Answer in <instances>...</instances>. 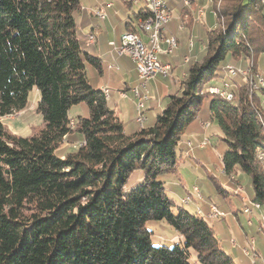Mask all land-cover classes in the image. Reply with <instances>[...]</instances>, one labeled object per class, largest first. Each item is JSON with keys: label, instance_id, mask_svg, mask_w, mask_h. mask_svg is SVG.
Wrapping results in <instances>:
<instances>
[{"label": "trees", "instance_id": "trees-1", "mask_svg": "<svg viewBox=\"0 0 264 264\" xmlns=\"http://www.w3.org/2000/svg\"><path fill=\"white\" fill-rule=\"evenodd\" d=\"M220 3L209 12L218 27L205 35L201 59L187 62L181 87L150 123L126 132L88 76V66L101 69L83 32L96 16L80 0H0V119L22 110L33 86L43 119L28 136L0 120V264H238L205 217L172 210L158 179L178 170L180 141L195 140L199 119H209L226 144L222 177L246 174L247 197L264 209V88L250 90L240 75L228 79L236 87L228 95L202 93L227 63L256 57L262 69L264 8ZM143 5L134 19L149 14ZM134 23L126 30L137 32ZM72 136L79 144L61 154ZM162 219L179 242L151 243L145 222Z\"/></svg>", "mask_w": 264, "mask_h": 264}, {"label": "rangeland", "instance_id": "rangeland-1", "mask_svg": "<svg viewBox=\"0 0 264 264\" xmlns=\"http://www.w3.org/2000/svg\"><path fill=\"white\" fill-rule=\"evenodd\" d=\"M185 1L188 2L187 5L183 3V0H178V4L176 6H180V7L183 6L181 10V17L184 18V20L186 21L188 20L190 22L189 24L195 25V27H197V32H200V34L202 32L203 36L205 37V35H207V33H209L213 28L218 27V25L213 22L214 20L212 18H211L212 22H209V12H211L215 17V14L213 12V9H211V7L220 9L222 5V3H220V0L217 1L203 0V2H198V3L193 2L191 7H185L190 4L189 0H184V2ZM207 5L210 8L206 7ZM199 9H202L203 11L202 16H198ZM206 11H208V13H206ZM170 13H171V9H170ZM178 25L179 23L177 22L175 26L178 27ZM139 32L140 30L138 29L137 33L139 34ZM90 35L93 36V40H92L93 42L91 43L93 44L95 38L93 34ZM163 35H164V31H163ZM178 38H179V45L177 49H175L177 46V40H176V45L173 46V51L175 50L173 54H175L176 57H180V56L182 57L186 52L185 56H189L187 60H185L186 63L190 60L197 62L198 60L201 59L202 55L206 51L205 41H201L200 43V41L198 40L199 41L198 45H200V48L197 45L198 47L196 46V48L198 51L195 53L191 49L190 52H187L189 49V43L187 40L186 41L184 40V37L178 35ZM168 40H167V44H168ZM195 42H196L195 38H192L190 40V43H192V45ZM192 47H193L192 49H194L195 44ZM228 65L229 66L232 65L234 68L243 70V72H245L244 73L245 75H241V76L250 90L255 88H264V85H260V79H259L262 78V84H263L264 64L261 66L262 69L259 70L257 68L256 57H249L248 59L246 58L242 60L239 65H233L227 63L225 64V68ZM183 69L187 71L188 65L184 64ZM168 74H169L168 76H170L171 74L170 66L168 69ZM131 75L132 74H129V77L127 78V81L130 84L132 83ZM237 76L240 75L237 74L232 75L229 72H227V70H225L224 76L222 78L219 77L216 80H211L212 85L202 88V93L209 94L211 93L209 91L210 89H216L219 91L223 90L225 94L224 93L222 94L214 93V94H220V96L228 95L230 89L235 90L236 88L234 84H231L229 80L231 77L233 78ZM174 77L176 79L177 78L180 79L181 71L177 70L176 73L174 74ZM169 78H171V76L168 77V80H164L163 78L160 77L155 79L153 77L147 81L148 94L153 98H158L157 101L159 104L157 107H152L145 110V116L146 118H148L145 121V125L149 123L151 118L155 117V115L164 107L166 103L167 98L159 96L160 94H163L165 89V84H167L170 91H173L175 84ZM181 80H179L178 83L176 84L178 89L182 85ZM224 80H228V81H224ZM125 97H126V92H125ZM39 98H40V93L37 87L33 86L27 93L26 105L22 110L1 117L0 120L3 123V125L7 128V130L20 136H28L32 133L34 129L43 125L42 115L37 110V103L39 101ZM113 99L112 101L108 102V106L116 112L118 118L120 119L124 127V130L126 132H132L135 129H137L138 126L141 127L140 125H137V122L135 120L137 116V113L135 111V102L131 98L130 94H128L127 98L116 97L114 100ZM113 101H115V103ZM79 112L80 110L78 109V105H74L70 108V115L72 116L77 115ZM203 122H208L209 125L205 127L203 125ZM198 124H199L200 132L198 136H195V140L185 139L180 141V144L186 147H182L184 148V150L179 155L178 170L175 173L160 175L158 179L163 181V185L165 187L166 193L168 194L170 199L174 202V206L172 210L175 211L177 206H182L184 209L188 210L189 212H196V214L204 216L208 224L214 228L217 239L220 242V245L222 246L225 252H228L226 244H228L229 238H234L238 241L237 238L241 232H243L244 230H246L247 232L251 230V228L247 226V215L242 211L245 205L247 204L250 205V201L242 202V196L240 195V192L238 191L237 188V187H241L242 194L248 195L247 191L248 192L251 191V185L249 183V177L244 173L234 174V176L230 178L222 177L220 155L225 149L226 144L223 140H221L220 132L216 130L215 125L212 124L209 121V119L200 118ZM69 138L71 139V141H68V139H66L61 144L58 150L61 154H65L67 150L73 149L74 146H77V144H79L80 141L79 137L72 136ZM72 142H74V144ZM259 158L260 159L263 158L262 153L259 154ZM224 183L226 184L227 187L229 186L234 189L230 198H228L229 191L228 188L224 186ZM194 187H199V189H193ZM205 202H212L216 204L220 209L228 212L229 214L223 217V221H219L218 219L212 218L210 217L209 214L210 211L208 210V208L205 207ZM239 206H241L240 209ZM236 209L237 210L239 209L238 213L235 211ZM262 210L264 209L262 208ZM206 215L208 218L206 217ZM251 216H252V220L250 219V225H252L253 223L252 229L254 230L257 224V232L260 234L258 230L260 225L259 207H252ZM145 226L147 229H149L152 232L151 243L155 246L157 245L171 246L173 243L179 242L181 240L178 233L164 219L147 220L145 222ZM249 237L250 236H247V238H245L243 247L248 245ZM263 240H264V236H263ZM229 243L232 246L230 239H229ZM254 248L257 251L256 254L261 256L264 255V251L261 253L256 248L255 239H254ZM230 255L232 256V258L235 260L236 263L238 264L242 263V257L239 255L237 251L232 250L230 252ZM246 260L247 258L245 257V261ZM258 261H260V264H262V261L260 259L257 260V264H259Z\"/></svg>", "mask_w": 264, "mask_h": 264}, {"label": "crops", "instance_id": "crops-1", "mask_svg": "<svg viewBox=\"0 0 264 264\" xmlns=\"http://www.w3.org/2000/svg\"><path fill=\"white\" fill-rule=\"evenodd\" d=\"M105 1H108V0H80L81 8L83 10H85L87 13H92L94 16H96L95 12L98 9L104 10L106 12V18L105 19H99V18L95 17L96 18L95 20H93L89 25H86V27L83 28V32L85 34H93L94 35V38H95L94 43L91 45L88 44L89 45L88 46L89 51L92 54L99 57L101 60V69L100 70L93 67V66H88V69H87L88 76H89L90 82L93 85H95L99 88H101L102 86H108V89L110 91L108 102L112 101V99L113 98L115 99L116 97L127 98L128 94H130L131 98L135 102L134 97H133L132 92H131V88L137 83L133 64L129 60L128 57L116 55L112 51V49L108 43L110 41H114L115 43L119 42L120 34L122 32H124L126 30V28L128 27L127 22H130L132 25L135 24L134 23L135 19H134L133 13L138 11L139 8H141L143 6V4H145V3L143 1L132 2L131 0H109L112 2V6L104 8V7H102V4ZM128 2H131V7L128 6V4H127ZM170 2H171L170 3L171 20L168 22V24L164 30V35L162 34L161 44H167V40H168L169 36L172 34L177 38V46L175 48V49H177V47L179 45L178 35H181L182 37H184V40L185 41L187 40L189 43V49L187 52H190L191 50H193L196 53L198 51L196 48V46L199 44L198 42L200 41V43H201V41H204V36H203L202 32H201V34H202L201 35L200 32H197V27H195V25L189 24L190 22L188 20L186 21V20H184V18L181 17V10H182L183 6L182 7L176 6L178 4V1L170 0ZM192 3L193 2H190V4L188 6H185V7H191ZM206 7H209V6L207 5ZM207 12L208 11H206V13ZM177 22L179 23L178 27L175 26V24ZM209 22H212V20H209ZM140 32H139V35L143 39H146V36L144 33H142V30H140ZM192 38H195V41H196L194 43L195 44L194 49H192L193 48L192 46L194 44L190 46V40ZM198 46L200 48V45H198ZM174 51H173V53H174ZM173 53L166 55V56L159 55L160 61L163 63H167L170 66L171 78H169V79H171V81L175 84L173 91H170L167 84H165L164 92H163V94L159 95L160 97L166 98L169 93H172V92L178 90L176 84L178 83L179 80H181L185 76V73H186V71L183 69L184 64H187L185 59H184L186 52L184 53V55L182 57L181 56L176 57L175 54H173ZM177 70L181 71V78L180 79H178V78L176 79L174 77V74L176 73ZM129 74H132L131 75L132 76V83L131 84L127 81ZM170 76H168V77H170ZM158 77L163 78L164 80H168V77H163L161 75H156L154 78L156 79ZM121 90H124L126 92V97H121L119 95V91H121ZM157 100H158V98H153L152 96L149 95V100L146 104L145 110L152 108V107H157L159 104ZM113 102L115 103V101H113ZM78 109H79V107H78ZM153 118H151L149 123L153 120ZM138 127H137V129H138ZM137 129H135V130H137ZM224 186H226L225 183H224ZM227 188L229 191L228 198H230L234 189L232 187H229V186ZM240 207L241 206H239V209H240ZM239 209L238 210L236 209L235 211L238 213ZM250 218L252 220V216ZM237 219H238V217H237ZM247 226L250 227L251 230L248 232L246 230L241 232L237 238L238 243L244 244V240H245V238H247V236H250V237L254 236L255 237V246L258 249V251L262 253L264 251L263 240H262L261 235L258 232H256L257 224H256L254 230L252 229L253 223H252V225L247 224ZM229 239H228V244L225 243L227 246V249H228L227 253L230 255V252L232 250L237 251L239 253V255L242 257V263L241 264H244V263L246 264L247 260L245 261V257L241 253L242 250L240 251L239 248L232 247L229 243ZM258 263L260 264V261H258ZM247 264H248V262H247Z\"/></svg>", "mask_w": 264, "mask_h": 264}, {"label": "built area", "instance_id": "built-area-1", "mask_svg": "<svg viewBox=\"0 0 264 264\" xmlns=\"http://www.w3.org/2000/svg\"><path fill=\"white\" fill-rule=\"evenodd\" d=\"M138 1H149L150 3H154L157 5L159 11V22L157 27H150L149 19L144 18H137L134 21H138V28L142 29V33L145 34L146 39H143L141 36H135V31H132V35H123L122 33L119 36V42L115 43L114 41H110L108 44L110 45L112 51L117 53L119 56H126L133 64V68L136 75V81L138 82V91L134 96L135 100V111L137 113L136 122L137 125L141 123H145L147 120L145 116V109L146 104L149 100V95L147 91V81L156 75H161L165 77L166 72V65L167 63L163 62H156V55H169L173 53V42L177 40V38L171 34L169 36V44H161V36L159 32V25L161 24H168L171 20V13H163L162 11V3H169V0H134V2ZM184 2V1H183ZM185 5L186 2H184ZM112 6L111 1H105L102 4V7L107 8ZM95 15L99 19L106 18V12L104 10L98 9L95 12ZM87 39L90 42V34L87 36ZM140 42H147V54H140L139 53V43ZM192 43H190V46ZM189 56H185L184 58H188ZM227 72L232 75H245L243 70L234 68L232 66H226ZM259 76V75H258ZM260 79V85H262V78ZM225 93L223 90L219 91ZM121 97H125V91H119ZM203 125L207 127L209 125L208 122H203ZM204 144V143H202ZM201 144V145H202ZM240 195L242 196L243 201H250V209L251 207H259L260 216L262 218V222H264V210H262V206L259 203L252 202L246 194H242V188L237 187ZM194 189H199V187H194ZM243 205V204H242ZM205 207L208 208L210 211V215L213 218H217L219 221H223V216H227L229 213L220 209L216 204L212 202H205ZM250 209H247V224L250 225ZM257 232V228H256ZM262 240H263V236ZM252 239H255L252 236ZM231 244L234 247L239 248L242 250L243 256H245L248 260V264L254 257H247L246 256V248L243 247V244L238 243V241L234 238H230ZM264 246V240H263Z\"/></svg>", "mask_w": 264, "mask_h": 264}, {"label": "bare ground", "instance_id": "bare-ground-1", "mask_svg": "<svg viewBox=\"0 0 264 264\" xmlns=\"http://www.w3.org/2000/svg\"><path fill=\"white\" fill-rule=\"evenodd\" d=\"M262 7L264 8V0H259ZM132 2H134V0H132ZM145 3V5L148 7V10H149V14L147 15L146 18L149 19V23H150V27H157V24L159 22V11H158V8H157V5L154 4V3H150L149 1H143ZM186 4H188L187 1H185ZM201 8V7H200ZM204 9V8H203ZM162 11L163 13H170L169 11V8H168V3H162ZM202 9H199L198 10V13L199 15L198 16H202L203 13H202ZM167 24H161L159 25V32H160V36H161V39H162V34H163V31L165 30ZM142 30V29H140ZM123 35H132V31H126V32H123L122 33ZM135 36H140L137 32H135ZM93 37L91 36L90 37V42L92 43L93 41ZM89 42V41H88ZM87 42V43H88ZM168 44H169V40H168ZM176 45V41L173 42V46ZM114 52V51H113ZM115 53V52H114ZM139 53L140 54H147V42H140L139 43ZM116 55H118L117 53H115ZM119 56V55H118ZM185 60H187V58H185ZM156 62H161L160 61V58H159V55H156ZM168 69H169V65L167 64L166 65V72H165V77H167L169 74H168ZM245 73V72H244ZM247 74V73H246ZM264 85V82L263 84ZM102 91L104 93V96L106 97V99L108 100L109 98V89L107 86H102ZM136 91H138V82L135 86H133L131 88V92L133 94V96H135L136 94ZM211 93H223V92H219V90H216V89H210L209 90ZM225 94V93H224ZM223 94V95H224ZM120 95V93H119ZM220 95V94H219ZM140 126H143V123L139 124ZM194 189V188H193ZM197 193V192H196ZM187 199V198H186ZM199 208V207H198ZM201 209V208H200ZM247 209H250V205L247 204L245 205V207L243 208V212L247 215ZM205 211V210H204ZM210 214V213H209ZM251 214H252V207L250 209V217H251ZM204 217V216H203ZM207 217V215H206ZM210 217H212L210 215ZM225 217V216H223ZM208 218V217H207ZM213 218V217H212ZM217 219V218H215ZM251 219V218H250ZM259 222H260V225H259V232L261 235L264 236V222H262V218L261 216L259 217ZM231 242V241H230ZM234 247V245H232ZM246 248V256L248 257H254V260H252L250 262V264H257V260L260 259L262 261V264H264V255L261 256V255H258L256 254V249L254 248V239H252V237H249L248 238V245L245 246Z\"/></svg>", "mask_w": 264, "mask_h": 264}]
</instances>
